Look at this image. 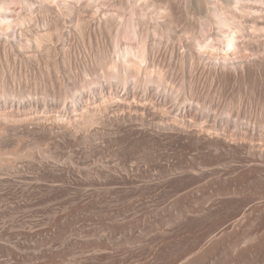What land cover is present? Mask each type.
I'll list each match as a JSON object with an SVG mask.
<instances>
[{
	"label": "rangeland",
	"instance_id": "374dc122",
	"mask_svg": "<svg viewBox=\"0 0 264 264\" xmlns=\"http://www.w3.org/2000/svg\"><path fill=\"white\" fill-rule=\"evenodd\" d=\"M77 1L4 0L0 264H264V0Z\"/></svg>",
	"mask_w": 264,
	"mask_h": 264
},
{
	"label": "bare ground",
	"instance_id": "6f19581e",
	"mask_svg": "<svg viewBox=\"0 0 264 264\" xmlns=\"http://www.w3.org/2000/svg\"><path fill=\"white\" fill-rule=\"evenodd\" d=\"M57 2H58V4L60 3L64 8H65V12H67L69 15H71V13H73L72 12V10L74 11L75 10V0H71L70 2H68V0H56ZM72 1H73V3H72ZM77 1V0H76ZM133 2H135V4L136 3H138L139 5H142V4H144L145 5V2H147V0H132ZM151 1V0H150ZM205 1V0H204ZM203 0H193V3H195V6H196V8L200 11V10H203L204 9V6H203V4L205 3ZM216 1V0H215ZM221 2L223 1L224 2V0H220ZM220 1L218 0V1H216V3L218 2L219 4H221L220 3ZM226 1V3H228V2H230V1H227V0H225ZM233 1H235V0H233ZM236 1H238V2H236V4L237 3H240V2H242L241 0H236ZM244 1V0H243ZM246 1V0H245ZM77 2H80V1H77ZM204 2V3H203ZM222 2V3H223ZM55 3V2H54ZM70 3V4H69ZM148 3V2H147ZM146 3V4H147ZM153 3V2H152ZM217 3V4H218ZM225 3V2H224ZM71 4H75L74 5V8H73V6L71 5ZM138 5V6H139ZM223 5V4H222ZM230 5H232V4H230ZM229 5V6H230ZM73 8H71V7ZM237 6V5H236ZM206 7V6H205ZM223 7V6H222ZM64 8H62V9H64ZM6 6H5V3H4V0H0V25H1V27L3 28V29H6L7 31H12V29L15 27L14 25L17 23V21H16V23L14 24V20L12 19L13 17H12V15L10 14H7V12H9V11H7L6 12ZM77 9V8H76ZM212 9V8H211ZM214 9V8H213ZM220 9V8H219ZM227 9V8H226ZM77 10H79V9H77ZM209 10V9H208ZM214 10H216V9H214ZM228 10V9H227ZM212 11V10H211ZM75 12H78V11H75ZM223 12H224V10H223ZM223 12L221 11V12H218V10H216V11H212V12H209V16H210V20H211V23H212V26H213V35H212V37H210L211 38V43L209 44L208 42H207V44H204L203 45V49L205 48V50L206 49H213V50H219V53L223 56V57H231V56H234V57H236V56H242L241 54H240V52L238 53V51H237V45H236V41H237V39L240 37V36H243V33H244V30H246V28H245V26H242V23L241 24H239V21L238 22H236V21H234V20H231V19H229V17H227V16H225V14H223ZM66 13V14H67ZM205 13H207V12H205ZM73 14H75L74 15V17H72L73 18V20L72 21H74L75 20V24L77 23V25L79 24V23H82V21L80 20V15H78V14H80V10H79V13H73ZM78 15V19H76L75 18V16H77ZM227 15V14H226ZM70 17V16H69ZM15 19V18H14ZM71 21V22H72ZM74 23V22H73ZM253 23H255V25H253L254 26V28H252V29H255V28H258L257 30H263L264 31V23H260L259 21H253ZM252 23V24H253ZM80 26V25H79ZM81 26H82V24H81ZM76 27V26H75ZM79 29V28H78ZM256 30V29H255ZM253 31V30H252ZM47 36V35H46ZM47 37H49V36H47ZM46 37V38H47ZM25 38V37H24ZM140 39V38H139ZM138 39V40H139ZM43 40H44V37H43ZM47 40V39H46ZM143 42H144V40H142ZM141 41V44L143 43ZM38 42H40V39L38 40ZM140 43H138V46L139 47H135L136 48V52H134L133 51V53L130 55V53H128L129 55H127V57H125V61H123V63H124V69H125V75H127L126 77L127 78H133V80H136L135 78H139V74H141V73H139V72H141L142 71V64L143 63H145L146 61V59H145V51L144 50H146L143 46H145V45H139ZM137 46V45H136ZM130 49V48H129ZM200 49H202V48H200ZM132 51V50H131ZM130 52V51H129ZM215 52V51H214ZM126 56V55H125ZM144 68V67H143ZM113 69V68H112ZM151 70V69H150ZM148 68L147 69H145L144 70V72L145 73H147L146 75L148 76V75H152V73H151V71H150ZM158 71V70H157ZM153 72V71H152ZM145 73H143V74H145ZM157 72H156V70H155V74H156ZM158 73H160L159 71H158ZM142 74V75H143ZM161 74V73H160ZM112 75V74H111ZM138 76V77H137ZM157 76V77H156ZM156 78L158 79V74H156ZM162 76V75H161ZM149 77V76H148ZM160 77V76H159ZM147 79V78H146ZM154 79H152V81H153ZM157 81V80H156ZM161 83V82H160ZM134 110L135 111H141V109H139V108H136L135 106H134ZM136 112V113H137ZM135 113V112H134ZM11 164V163H10Z\"/></svg>",
	"mask_w": 264,
	"mask_h": 264
}]
</instances>
